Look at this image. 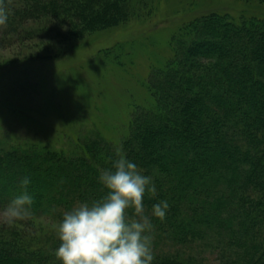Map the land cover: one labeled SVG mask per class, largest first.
Masks as SVG:
<instances>
[{
	"label": "trees",
	"instance_id": "obj_1",
	"mask_svg": "<svg viewBox=\"0 0 264 264\" xmlns=\"http://www.w3.org/2000/svg\"><path fill=\"white\" fill-rule=\"evenodd\" d=\"M84 1L0 0L7 15L0 45L48 17L87 23ZM87 2L101 11L90 20L95 27L96 17L103 19L98 29L139 18L142 8L157 12L150 3L155 0ZM194 5L173 26L170 60L150 71L153 104L134 109L121 142L82 128L66 147L29 139L0 145V208L27 176L34 197L27 220L55 224L39 235L28 221L0 217V264H61L56 224L65 210L106 194L99 170L111 167L118 152L155 185V192L150 184L144 194L153 225L152 264H206L194 250L201 246L217 252L219 264H264V14L235 18ZM162 199L169 208L160 219L152 205Z\"/></svg>",
	"mask_w": 264,
	"mask_h": 264
},
{
	"label": "rangeland",
	"instance_id": "obj_2",
	"mask_svg": "<svg viewBox=\"0 0 264 264\" xmlns=\"http://www.w3.org/2000/svg\"><path fill=\"white\" fill-rule=\"evenodd\" d=\"M90 3H81L87 23L48 17L19 28L12 33H20L19 39L0 45V145L29 139L66 147L82 128L121 142L134 109L153 104L150 71L170 60L173 26L192 4L215 6L235 18L264 14V0H155L153 15L152 8H142L139 18L98 29L103 19L96 17L95 27L90 20L101 11ZM181 8L182 14H173ZM18 221L30 222L39 235L55 228L49 219ZM194 250L204 263L219 264L217 252Z\"/></svg>",
	"mask_w": 264,
	"mask_h": 264
},
{
	"label": "clouds",
	"instance_id": "obj_3",
	"mask_svg": "<svg viewBox=\"0 0 264 264\" xmlns=\"http://www.w3.org/2000/svg\"><path fill=\"white\" fill-rule=\"evenodd\" d=\"M7 15L0 8V24ZM99 182L106 194L92 201H81L65 210L56 224L59 246L54 250L61 264H152V221L145 212L144 194L152 177L126 154L118 152L112 166L99 170ZM29 177L21 179L22 190L0 210L8 223L32 215L33 195ZM155 192V185L151 184ZM169 203L158 200L152 215L163 219ZM132 209L134 215H129Z\"/></svg>",
	"mask_w": 264,
	"mask_h": 264
}]
</instances>
